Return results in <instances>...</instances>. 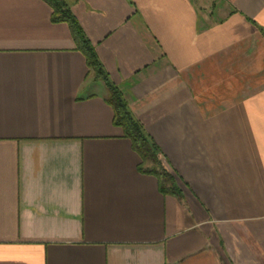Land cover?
Masks as SVG:
<instances>
[{
	"label": "crops",
	"instance_id": "obj_1",
	"mask_svg": "<svg viewBox=\"0 0 264 264\" xmlns=\"http://www.w3.org/2000/svg\"><path fill=\"white\" fill-rule=\"evenodd\" d=\"M61 1L182 197L68 24L0 0V264H264V0Z\"/></svg>",
	"mask_w": 264,
	"mask_h": 264
},
{
	"label": "trees",
	"instance_id": "obj_2",
	"mask_svg": "<svg viewBox=\"0 0 264 264\" xmlns=\"http://www.w3.org/2000/svg\"><path fill=\"white\" fill-rule=\"evenodd\" d=\"M45 1L52 8V22L56 24L66 23L70 27L77 50L86 60L89 75L93 76L95 81H101L105 84L108 90L106 101L114 111V124L123 129L125 137L132 142L134 151L142 159L139 170L158 179L162 194L181 198L182 192L177 185L176 178L166 168L159 148L146 135L139 122L134 119L120 91L110 83L94 46L87 39L70 8L61 0Z\"/></svg>",
	"mask_w": 264,
	"mask_h": 264
}]
</instances>
